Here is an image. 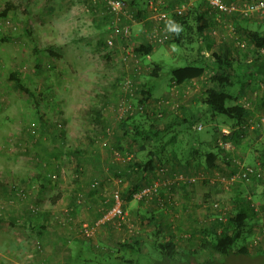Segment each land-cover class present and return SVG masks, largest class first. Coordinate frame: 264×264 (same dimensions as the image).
Returning a JSON list of instances; mask_svg holds the SVG:
<instances>
[{
    "label": "rangeland",
    "instance_id": "rangeland-1",
    "mask_svg": "<svg viewBox=\"0 0 264 264\" xmlns=\"http://www.w3.org/2000/svg\"><path fill=\"white\" fill-rule=\"evenodd\" d=\"M124 1L131 14L136 17L137 22L130 29L132 43L127 45L123 42H117L109 50L105 46L109 10L103 0H0V13L5 6L11 8L6 17H0V165L17 164L25 168V171L22 172L23 179H15L11 174L6 176L0 169V184L4 186L6 192L15 189L16 195L19 197H26L29 189H31V191H35L34 199L36 200L38 192L41 191L39 187L42 186V181L40 179L41 174L37 176L38 171L35 170V166L45 163L39 160V147L44 145L48 155L54 153V148H56V144L51 142L48 135L43 132V125L51 128L58 126L61 127L60 134H62L63 147L57 150L59 152L56 159L51 157L50 166L55 168V171L46 177L50 182L49 192L53 190L52 196L60 190L62 195H71L75 198V207L73 205L61 211L66 212L70 218L73 217L71 214L75 213L77 207H80L83 202V195L94 196L97 193V186L94 181L87 182L84 187L79 188L78 184L83 183V171H80L78 159L71 152L80 147H90L94 143H98L99 147H103L109 152L111 161L119 163L122 168H125L131 162L144 161L150 151H154L166 141H171L161 154L164 165L158 166L155 171L146 175L141 171L131 173L132 182L141 178L145 184L140 188H135L136 191L134 192L127 190V198L129 196L131 199H135L134 202L137 204L133 203L134 208H137L138 204H145L144 202L147 205V202L154 199L152 197L136 198L135 194L140 189L156 181L169 179L175 175H183L193 178L194 182L190 185L176 183L170 189L175 191L179 189L181 193L184 186H187L186 189H189L188 186L190 188L200 186L204 191L210 188L211 192L214 193L208 191L211 196L207 199L201 197L200 200L196 197L195 203L198 206L200 203L201 208L204 209L202 204L207 200L218 202L222 208L227 209V215L223 217V222L233 212L237 204L234 195L238 193L241 198L246 201L250 198L254 205L264 209V132L255 129V124L264 117V79L260 77L251 78L244 74L240 77V81L235 82L231 88L230 92L237 95L238 101L236 100L235 103L241 105L248 112L245 124L237 127L234 126V122L223 116H211L204 112L202 98L206 89L217 88L213 76L220 73V69L216 67L217 63L212 57V52L219 50V45L222 43L225 44L226 42L230 45V38L227 35L221 43L210 36V29L216 28L215 24L213 23V25L212 21L208 19L213 11L201 1V11L206 13L205 18L210 22V25L202 34L200 41H197L194 32L191 33V44L182 47L176 46L172 43V37L170 41L155 45L149 38L152 25L147 20L149 12H147L146 6L150 0ZM183 1L177 0V4L174 6L182 2H189L190 5L192 4L188 7L190 10L198 2ZM138 12L139 15L136 16ZM223 17L217 14L213 20L218 24L217 19ZM226 20L229 24H234L231 22L233 21L231 16L226 17ZM261 21L260 18L254 17L247 25L250 29H259L263 33L264 23L260 24ZM139 23L143 27H140ZM166 31L172 32L171 24L167 25ZM239 34L241 39H245L242 32L239 31ZM210 37L213 38L212 43H210ZM141 45L146 48L151 47V52L147 55L137 54L135 48ZM126 50L130 51L135 58L123 60L122 56ZM197 50H202L204 56V74L196 79L194 84L174 88V83L170 79L171 70L191 65V60L196 58ZM252 51V46L246 42L244 52L239 50L234 55L237 54L235 57L247 64L244 61L243 53L247 55V59H251ZM155 65L161 67L158 78L150 76ZM10 74L17 76L19 83L32 92L33 98L16 88V82L9 79ZM126 79L131 80L137 86L138 92L143 90L146 85L152 89L151 96L147 97L145 104L141 103L142 96L138 92L132 97V102H136V104L140 102V105L145 106V112L136 116L137 122L145 130H150L151 124L161 129L164 125L174 121V128L169 129L171 131L164 136L162 134L160 140L152 135L145 141L139 139L133 141L131 133L124 134L118 126L119 119H114L115 122L106 125L96 123L92 119L94 116L93 109L101 110L104 100L110 98L113 90L117 91L116 85ZM189 88H198L199 90V95L191 101L185 99ZM182 97H185L182 99L186 101L185 103L180 100ZM187 100L198 116L192 115V111L187 110ZM164 101H168L169 104L164 105L162 103ZM175 105L177 107L172 109V106ZM107 110L109 111V109ZM199 125L201 130L196 129ZM103 126L104 129L107 128L106 136L102 135ZM251 126H254V129H251ZM241 128H243L242 133L237 137L234 136V138L232 134L235 135V131ZM151 130L153 131V129ZM128 131L132 132L131 128H128ZM222 131L229 132L232 138L222 139L223 142H229L231 148L228 151L223 150L224 155L222 154L220 157L222 158L220 159L221 166L225 162L229 165L221 172L219 170L214 174V172L207 171L203 157L195 158L194 161L199 165L195 171L179 170L176 168L177 166H174L176 164L173 159L176 158L182 164H186L189 151L194 147L202 153L215 149L216 138L220 137ZM95 137L100 138L98 142H96ZM39 142L40 145H38ZM170 155L175 156L170 158ZM233 159L239 160L247 166L261 167L262 179L257 182H247L240 186L223 187L218 178L226 177L233 171L231 164ZM43 165L46 167V163ZM104 168H107V164L104 165ZM53 175L55 179L51 178ZM109 177L116 181V185L113 183V185L106 184L108 189L105 196H109V200L114 205V195L118 194L124 218H118L115 224L116 229L125 227L124 233L126 237H130L132 234L135 235V232H139L142 226L143 229L150 230V234L140 250L126 249L121 252H114L112 255H103L101 250L105 247L102 242L97 240L100 225L95 226V224H99L100 220L93 224L82 223L77 227L78 236L87 240L85 249L87 246L88 249L84 250L76 263L82 264L86 261L85 259H94L99 264H152L161 256L151 243L152 241L162 242L161 237L159 234L152 235L155 228L152 222H147L144 219L143 225H140V221H137L129 213V209L127 211L124 208L121 193L125 192L124 186L128 183L129 178L125 176L112 177V175ZM163 190L165 189L160 191ZM176 194L177 192L174 195ZM40 197L38 196L36 205L29 207L30 213L33 215L37 214L41 208L44 209L43 203L40 202L39 204ZM44 200H46L45 196ZM161 202L162 207L169 203V201L164 200ZM11 204H14L13 200ZM6 209H8L6 201L0 199V215L5 214ZM194 209L199 210L197 205ZM206 212L207 214H205ZM210 212L204 209L206 218L193 224L195 234L190 235L184 232L179 234L177 243L179 250H198L200 244L198 229L205 225L209 228L217 226L215 216L211 215ZM106 213L108 214V212ZM207 216L213 217L207 219ZM258 218L259 215L256 216V220ZM56 219L59 222L62 221L60 214ZM0 220L2 219L0 218ZM254 224L255 221L252 222L251 235L256 228V224ZM83 225L93 228L92 235L83 234ZM1 228L2 226H0ZM3 231L5 230H0V257H3L4 254L7 256L8 247L15 245L8 239L9 234L1 233ZM250 237L247 236L245 242L240 241L236 246L245 245L247 248L249 247V256H232L226 264H264V255L261 253L264 251V247L252 248L248 245ZM181 240H184V243H179ZM88 242L95 248L97 246L96 253L95 250L90 249ZM5 256L0 260L4 261ZM116 256L120 258H116ZM192 257V264L201 262L203 259L206 260L204 253H198L197 257L193 254ZM189 259V256H186L180 261L182 264H187ZM210 259L214 260V263L225 264L221 257L216 259L210 257ZM126 260H130V262L125 263Z\"/></svg>",
    "mask_w": 264,
    "mask_h": 264
},
{
    "label": "crops",
    "instance_id": "crops-1",
    "mask_svg": "<svg viewBox=\"0 0 264 264\" xmlns=\"http://www.w3.org/2000/svg\"><path fill=\"white\" fill-rule=\"evenodd\" d=\"M176 1L177 0H173L170 2L174 5L177 4ZM150 23L151 22H149V24ZM262 23L263 22L261 21L260 24ZM139 25L140 27H143L141 26V23H139ZM142 29L145 31L144 28ZM195 80L188 81L181 85L185 86L186 84H194ZM113 91L114 92L110 94V98L104 100L102 103L101 107L103 108H101V110L93 109L94 116L92 119L94 122L105 125L115 122L113 119H116V117L113 112L115 111V95L117 93L116 90ZM198 95V88H189L187 91V98L182 97L180 100L185 98L191 101ZM182 101L183 103L186 102L185 100ZM189 101L187 110L189 112L192 111V115L194 114L195 116H198L196 111L192 110L193 108ZM112 107L114 108L112 109ZM107 109H109V111ZM189 112H187V114H189ZM204 112H206L205 108ZM48 128L49 127H46V125H43V132L45 134L48 133ZM47 135L49 136V134ZM95 138L97 139L96 142L100 139L99 137ZM56 139L60 140L58 137ZM49 140L51 141V139ZM38 145H40V142ZM102 148L103 147H99L98 143H94L90 147H80L72 152L70 151L78 159V167L80 171H83V183L78 184L79 188L84 187L87 182L91 181H94L97 186V193L94 196L88 194L83 195V202L80 204V207H77V211L71 214V217L73 216L72 218L68 217L66 212L63 213L61 211L67 207L69 208L70 206H73L75 198L71 195H62L60 190H58L54 196H52L53 190L52 192H49L48 188H50V182L47 180L46 176L55 171V168L50 166V160L51 157L54 159L57 157L56 154H54L55 152L48 155L44 145L39 147V160L42 163L45 162L46 167L43 165L45 163L35 166V170L38 171L37 176L41 174L40 179L42 181V186L39 187L41 191L38 192V196L40 197L41 194L39 204L40 202L43 203L44 209L41 208L35 215L30 213V205H36L39 198L37 196L36 200L34 199L35 191H31L29 186L28 189L30 191H28V195L25 194L26 197H19L16 195L15 189L10 190V192H6L4 186L0 184V199L2 201H6L8 206L5 214L2 213L3 215H0V218L2 219L0 220V226H2L0 230H5L1 233H6L5 235L9 234L8 239L15 244L14 246L8 247L7 256L4 254L5 259H3L4 261L0 260V264H77L76 261L80 259V255L83 254L84 250L86 251L88 249V246L85 249L87 240L78 236V225L82 223L93 224L97 220H103L104 215H108L106 212L109 213L110 208L113 205L112 201L109 200L110 197L105 196L108 189L106 184L116 185V181H113L109 175H112V177L125 176L129 178L128 183L124 186L125 192L121 193L124 208L127 209V211L129 209V213H131L137 221H140V225H143L144 219L147 222H152L155 227L152 235L154 236L159 234L162 240L161 243L170 241L177 244L179 234H182V232L189 233L190 235L193 234V224L206 218L205 214H207V212L204 214V209L201 208L200 203L198 206L194 199H196V197L200 200L201 197L204 199L209 198L211 195L208 191L211 192V190L208 188V190L204 191L200 186L194 188H190V186H188L189 189H186L187 186H184V190H182L181 193L179 192V189H176V191L172 189L169 191L163 190L160 191L157 196L152 197L154 198L151 200L153 204H151V201V203L147 202V205L146 202H144L145 204H138V207L134 208L133 203L135 204V199H131L129 196L127 198L126 193L127 190L134 192L135 188L144 186L145 184L143 183V180L140 178L138 181L135 180L132 182V177H130L131 175L127 172V165L125 168H122L119 163L111 161L109 159V152ZM210 151L217 153L218 157L216 158L215 166L207 171L214 172V174H216L217 171L220 170L221 172L226 166H229L227 162L222 164V166L220 165V159H222L220 157L222 154L224 155V152L217 150V148H213V150ZM53 154L54 157L52 156ZM173 156L175 155H170V158ZM173 162L176 164L174 166H177V169L184 171L187 169H189V171H195L197 170V166H199L192 158H188L186 160V164H182V162H180L177 158L173 159ZM105 164H107V168H104ZM0 169L6 174V176L11 174L15 179H23L22 172L25 171V168L20 165L1 164ZM176 192L177 194L174 195ZM49 193L51 194L49 195ZM211 193L213 194L214 192L212 191ZM44 196L46 197V200H44ZM160 198L161 201H169V203L162 207ZM12 200L14 201V204H11ZM196 205L199 210L194 209ZM75 206L76 205H74V207ZM58 214H60V218L62 219L61 222L56 219ZM118 218V216L111 217L102 222L99 226L100 229L97 233V240L98 242H102L105 247L101 250L103 255H112L114 252L126 250L128 249L126 246L127 243H133L134 247H132V250H140V247H142L143 243L146 242V238H148V235L150 234V230L143 229L141 226L139 232H135V235L132 234V236L129 235L130 237H126V234L124 233V231H126L125 227L119 230L116 229L115 224L118 221ZM180 242L184 243V240L179 241V243ZM153 244L154 241L151 243L152 247ZM89 246L92 250L97 248V246L95 248L90 243ZM116 258L120 257L116 256ZM85 260L86 261L82 264H99V262L94 259ZM124 262L127 263L130 262V260H126Z\"/></svg>",
    "mask_w": 264,
    "mask_h": 264
},
{
    "label": "trees",
    "instance_id": "trees-1",
    "mask_svg": "<svg viewBox=\"0 0 264 264\" xmlns=\"http://www.w3.org/2000/svg\"><path fill=\"white\" fill-rule=\"evenodd\" d=\"M170 1L173 0H162L163 5H167L168 7L164 8H171L174 5L171 4ZM183 1V0H181ZM227 3L234 0H225ZM170 2V4H169ZM198 1L195 4V7L192 9H188V11L182 15V16H172V32H171V38L172 43L176 46L182 47L183 45L191 44V33L195 32L197 41H200L202 34L206 31V29L209 27L210 22H208L205 18L206 13L201 11L202 2ZM11 9L9 6H5V8L0 13V17H6L8 14V10ZM213 11V10H212ZM139 15V12L136 14V16ZM217 13L213 11V14L208 18L212 21V24L214 23L216 26V29L218 28V24H216L213 20V17L216 16ZM224 16V15H223ZM228 17V16H226ZM224 16L220 19H226ZM259 18L257 15H250L249 17H237L235 15L231 16L234 22L231 23V25L234 27L237 35L239 36V31L242 32L243 41H246L250 46H252V57L251 59H247V55L244 54V61L247 62L245 64L242 61H239L236 55H234L236 52H238L240 49L236 48L232 41L230 40V45L221 44L220 49L217 51L212 52V57L215 59L218 67L220 69V73H216L213 76V80L217 84L216 89H206L203 92V106L205 108L206 113L210 114L211 116L220 115L223 116L232 122H234V126L240 127L243 124L246 123V117H247V110H245L241 105L238 103H235L237 100V95L230 92L231 88L234 86V83L240 81V77H242L244 74L253 77H260L264 79V32H260L259 29H250L247 25L253 18ZM136 18V17H135ZM227 21V20H226ZM263 22V21H262ZM213 24V25H214ZM213 29V28H212ZM211 30V29H210ZM220 31V30H219ZM170 38V39H171ZM239 38H242L239 36ZM170 39L168 41H170ZM210 43L213 42V38H209ZM208 46V45H207ZM151 47H144L143 45L139 46L138 48H135V51L137 54L141 53L142 55H147L151 52ZM243 51L244 50H240ZM234 55V56H233ZM191 65H187L185 67L175 68L172 69L170 72L171 81L175 85H181L183 83H186L191 80H195L200 78L204 74V56L202 53V50L196 51V58L194 60H191ZM161 71V67L159 65H155L154 68L151 71L150 76L152 78H158L159 72ZM9 79L11 81L16 82V88L18 90H21L23 93L27 94L28 96L33 98L32 92L28 90L25 86H23L21 83H19V79L15 74H10ZM121 81L116 85L117 91L115 95V111L113 113H116L117 105L120 101L121 96L124 94V92L121 90ZM134 86L137 88V86L134 84ZM151 87L144 86L143 90H140L138 94L142 96L141 103L145 104L144 102L148 99V96H151ZM238 101V100H237ZM140 105V102L136 104V102L131 101V107H132V113L127 114L125 117H122L119 119V127L122 129V132L126 135L128 133H131V138L133 141L136 139L145 141L148 137H151L152 135L155 137H158V139H161V135L167 134L173 129L175 126L174 121L170 122L169 124L164 125L161 129L156 128L157 126H153L151 124L150 130H145L139 122H137V115L143 114V112L138 111V107ZM141 116V115H140ZM114 121V119H113ZM128 128H131L132 132L128 131ZM48 133L51 139V142L56 144L55 154L56 157L58 155L57 150H60L63 147V141L61 140L62 134H60L61 127L54 126L48 128ZM107 128L104 129L103 127V134L106 136ZM153 129V131L151 130ZM243 128H241L238 131H235V135L232 134V136L237 137L239 134L242 133ZM59 138L60 140L56 139ZM234 137V138H235ZM232 137L228 138L231 139ZM171 141H166L163 144H160L154 151H150L148 153V157L144 161H140L138 163L131 162L129 165H127V172L131 175V173H134L135 171H141L144 175L154 171L158 166L164 165L161 154L163 153L165 147L169 145ZM217 150H221L223 152V149L219 148L216 145ZM218 152V151H217ZM203 157L204 165L207 169H211L215 166L216 158L218 157V154L209 151V152H200L198 148H192L191 151H189V158H192L195 160V158H201ZM228 160V158H226ZM229 161V160H228ZM230 163V161H229ZM232 164V160H231ZM233 166V165H232ZM257 168V167H254ZM234 169V167H233ZM127 173V175H128ZM262 171L259 177L249 176L248 180L241 181L240 183H236L232 186H240L247 182H257L258 180L262 179ZM231 187V186H230ZM171 190V189H170ZM136 191V189L134 190ZM263 193H264V186H263ZM234 197L237 200V204L235 205L233 212L226 217L225 222L219 221L218 219L220 217H224L223 214L227 215V209L222 212L219 211L221 206L218 202H213V200H207V202L203 203L202 207L204 209L211 211L210 214L215 216V224L217 225L215 228H209L208 226H204L202 228L198 229V236L199 239V248L198 250H179L178 246L174 242H156L154 241L153 247L154 249H157L159 252V255L161 256L159 260H155L152 264H182L180 261L183 259V257L189 256V262L187 264H192L193 261V254L197 257L198 253H204L205 259H203L201 262H198L196 264H217L214 263V260L218 257L223 258V262L226 264L230 261L232 256L236 255H242V256H249V247L245 245H241L239 247L237 246V243L242 241L245 242L247 236H251L249 240V244L252 238V222L255 221V224H258V219L256 220V216L260 215V220L264 221V209L258 208L256 205H254L251 202V199L248 198L246 201L244 198L240 197V194H235ZM250 201V202H249ZM217 203L218 206L215 208L213 207V204ZM206 206H209L208 208ZM257 207V211L254 210L255 207ZM30 211V210H29ZM213 217V216H207ZM254 224V225H255ZM256 227V226H255ZM255 230V229H254ZM251 231V232H250ZM175 235V234H174ZM176 242V241H175ZM126 244V243H125ZM248 244V245H249ZM127 248L133 249V243H127ZM264 247V240L259 242L256 246H251L252 248L257 247ZM236 247V250H235ZM127 249V250H128ZM235 250V251H234ZM264 255V251L261 252ZM96 264V263H95Z\"/></svg>",
    "mask_w": 264,
    "mask_h": 264
},
{
    "label": "built area",
    "instance_id": "built-area-1",
    "mask_svg": "<svg viewBox=\"0 0 264 264\" xmlns=\"http://www.w3.org/2000/svg\"><path fill=\"white\" fill-rule=\"evenodd\" d=\"M186 1V0H185ZM191 1H203L209 9L216 12L221 16H237V17H249L250 15H257L264 23V0H236L235 2L227 3L225 0H189ZM105 6L109 10V24H108V34L105 39V46L109 50H111L117 42H123L127 45H131V26L136 22L135 17L128 9V5L124 0H103ZM184 2V1H183ZM181 3L175 5L171 8L164 9L168 7L167 5L162 4V0H150L147 3V10L149 12L148 21L151 22L152 25L149 33V38L151 42L155 45L162 44L167 42L170 37V32L166 31V27L168 24H172V16H182L184 15L188 7L191 6L189 2ZM142 18V17H141ZM140 19V18H139ZM218 28H213L210 30V36H212L217 42H223L226 38L225 36H229V40L232 41L236 48L240 50H244L246 48V42L243 41L237 35L234 27L229 24L226 19H217ZM220 30V31H219ZM134 57L130 51L126 50L122 56L123 60L127 58ZM137 63V61H135ZM179 85L174 84V88H177ZM121 90L124 94L121 96L120 101L117 105L116 110V119H121L125 117L127 114L132 113L131 101L132 97L137 93V88L134 86V83L126 79L121 83ZM164 105H168V101L162 102ZM144 105H139L138 111H144ZM177 105L172 106V109H175ZM197 130H201V126H197ZM251 129H254V126H251ZM255 129L260 132H264V117L260 118L259 121L255 124ZM229 138V132L222 131L220 133V137L216 138V145L228 151L231 148L229 142H223V138ZM232 165L234 167L233 171L229 173L226 177L221 176L218 178V181L223 187H230L236 183H240L241 181L248 180L249 176H254L257 178L261 174V167L257 166V168L244 165L239 160L233 159ZM52 179H55V176H51ZM194 182L193 178L183 175H175L172 178L164 179L160 181L153 182L143 187L135 194L136 198H145V197H154L160 193L161 189L169 190L174 184L182 183L184 185H190ZM114 205L111 211H109L108 215L103 218V220L99 221L100 225L102 222L107 219L118 216L120 219L123 218V212L121 210V202L119 200L118 194L114 195ZM218 204L214 203L213 207H217ZM255 207V206H254ZM257 211V207L254 208ZM219 211L224 212V208H220ZM225 216V214H223ZM259 215V214H258ZM219 221H224L223 217L218 219ZM94 226V227H95ZM93 228H89L87 225L82 226V232L86 236L92 235ZM264 240V221L260 220V215L258 218V224L256 225L255 231L252 235L250 246H256L259 242Z\"/></svg>",
    "mask_w": 264,
    "mask_h": 264
}]
</instances>
